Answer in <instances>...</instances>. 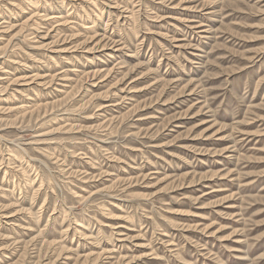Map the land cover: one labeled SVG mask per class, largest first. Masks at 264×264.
<instances>
[{"label": "rangeland", "instance_id": "1", "mask_svg": "<svg viewBox=\"0 0 264 264\" xmlns=\"http://www.w3.org/2000/svg\"><path fill=\"white\" fill-rule=\"evenodd\" d=\"M0 264H264V0H0Z\"/></svg>", "mask_w": 264, "mask_h": 264}]
</instances>
